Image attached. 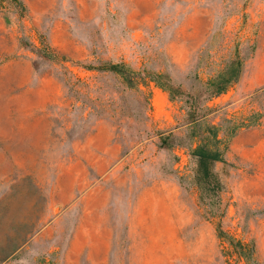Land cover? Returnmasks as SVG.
<instances>
[{
    "label": "rangeland",
    "instance_id": "374dc122",
    "mask_svg": "<svg viewBox=\"0 0 264 264\" xmlns=\"http://www.w3.org/2000/svg\"><path fill=\"white\" fill-rule=\"evenodd\" d=\"M19 1L0 2V264H225L218 222L253 245L233 264H264V0Z\"/></svg>",
    "mask_w": 264,
    "mask_h": 264
},
{
    "label": "trees",
    "instance_id": "16d2710c",
    "mask_svg": "<svg viewBox=\"0 0 264 264\" xmlns=\"http://www.w3.org/2000/svg\"><path fill=\"white\" fill-rule=\"evenodd\" d=\"M3 0H0V2ZM15 5L21 6L19 0H10ZM124 64L114 63L107 67V69L113 70L117 73L124 74L122 71ZM241 67L240 60L236 58L233 70V76L226 84H221L217 86L215 92L221 93L226 87L231 83L236 74L239 72ZM131 70H128V76L131 79H134ZM233 77V78H232ZM208 136H206V140L208 141L205 145H197L192 149L191 154L197 160V169H196V177L200 184L203 185L204 189H215L218 187L217 178L212 170V163L215 161H223V153L227 148V144L224 139L218 136V127L210 126L208 128ZM213 213V212H212ZM211 217H217L215 214H211ZM217 236L218 238L226 244V248L224 250L226 255L225 264H233L232 260H230L231 256H236L244 259H248L253 253V245L245 242L241 239L236 238L228 231L224 230L221 227V224L217 223Z\"/></svg>",
    "mask_w": 264,
    "mask_h": 264
},
{
    "label": "crops",
    "instance_id": "0c3cea01",
    "mask_svg": "<svg viewBox=\"0 0 264 264\" xmlns=\"http://www.w3.org/2000/svg\"><path fill=\"white\" fill-rule=\"evenodd\" d=\"M8 257L6 256L5 258H3V260L7 259Z\"/></svg>",
    "mask_w": 264,
    "mask_h": 264
}]
</instances>
